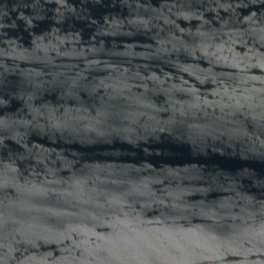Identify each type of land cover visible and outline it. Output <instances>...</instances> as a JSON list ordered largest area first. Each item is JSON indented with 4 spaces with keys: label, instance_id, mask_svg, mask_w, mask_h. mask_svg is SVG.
Instances as JSON below:
<instances>
[{
    "label": "water",
    "instance_id": "95a60500",
    "mask_svg": "<svg viewBox=\"0 0 264 264\" xmlns=\"http://www.w3.org/2000/svg\"><path fill=\"white\" fill-rule=\"evenodd\" d=\"M0 264H264V0H0Z\"/></svg>",
    "mask_w": 264,
    "mask_h": 264
}]
</instances>
